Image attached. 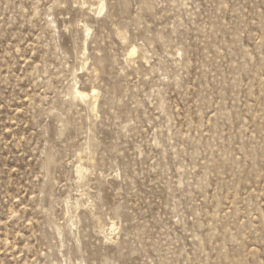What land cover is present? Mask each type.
Here are the masks:
<instances>
[{
  "label": "rangeland",
  "instance_id": "obj_1",
  "mask_svg": "<svg viewBox=\"0 0 264 264\" xmlns=\"http://www.w3.org/2000/svg\"><path fill=\"white\" fill-rule=\"evenodd\" d=\"M0 264H264V0H0Z\"/></svg>",
  "mask_w": 264,
  "mask_h": 264
},
{
  "label": "bare ground",
  "instance_id": "obj_2",
  "mask_svg": "<svg viewBox=\"0 0 264 264\" xmlns=\"http://www.w3.org/2000/svg\"><path fill=\"white\" fill-rule=\"evenodd\" d=\"M79 96H80V98L83 97V96H82V93H81V94L79 93Z\"/></svg>",
  "mask_w": 264,
  "mask_h": 264
}]
</instances>
